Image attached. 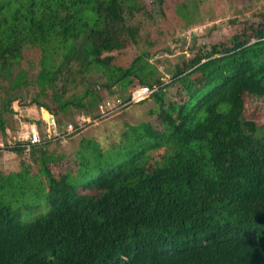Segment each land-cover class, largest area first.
I'll return each instance as SVG.
<instances>
[{"label":"trees","instance_id":"1","mask_svg":"<svg viewBox=\"0 0 264 264\" xmlns=\"http://www.w3.org/2000/svg\"><path fill=\"white\" fill-rule=\"evenodd\" d=\"M26 2L0 17L1 135L21 87L58 121L93 113L99 86L159 88L155 121L126 123L117 141L82 137L55 154L42 140L30 162L0 167V264H264V125L245 114L248 95L264 96V17L166 83L145 50L122 65L114 53L142 47L154 17L144 0Z\"/></svg>","mask_w":264,"mask_h":264},{"label":"rangeland","instance_id":"2","mask_svg":"<svg viewBox=\"0 0 264 264\" xmlns=\"http://www.w3.org/2000/svg\"><path fill=\"white\" fill-rule=\"evenodd\" d=\"M144 1L154 13V17L152 23H148L142 47L137 48L131 42H127L121 51L114 53L117 55V63L122 65L129 63L139 51L145 50L149 62L156 67L161 79L166 83L171 80L173 69L185 58L193 56L199 48L212 43L230 44L233 36L242 34L245 27L264 17V0H163L161 4L156 0ZM26 3V0H0V6H3L0 17L7 16L9 11ZM0 28L4 29L5 25L0 23ZM38 54L39 50L34 47L25 51L27 57L35 60ZM132 88L133 86H130L122 92L119 85L114 86L112 91L99 86L96 89L101 99L93 113L88 112L86 108H74L69 117L60 119V121L44 108H39V114L26 112L28 111L26 107L36 108L30 102L35 92L33 85L14 90L15 100L11 104L16 110L10 120L12 130L10 135L0 134V142L4 145L0 146V167L3 171L9 172L19 169L23 160L31 161L30 151L24 150L22 153H16L11 150L13 146L11 144H19L21 139L18 137V132L27 128L31 131L32 126L37 128L40 137L45 140L50 121L45 123L39 120L42 116L46 118L45 120L54 116L57 124L72 122L76 126V124L83 123L82 128L71 133L61 135L58 130L59 136L51 135L49 148L54 150L55 154H70L78 146L82 137H93L103 145H108L119 139L126 123L155 121L156 115L150 113V110L156 102L151 95L143 101H134L117 110L111 112L107 110L105 106L107 98L125 97ZM85 89L86 86L76 88L73 91L74 96L79 97ZM166 92V98H170L169 88ZM25 112L31 117V124L24 122L27 115ZM5 114L9 116V113L5 112ZM245 114L264 125V96L248 95ZM51 166L54 172H58L57 162L52 163Z\"/></svg>","mask_w":264,"mask_h":264},{"label":"built area","instance_id":"3","mask_svg":"<svg viewBox=\"0 0 264 264\" xmlns=\"http://www.w3.org/2000/svg\"><path fill=\"white\" fill-rule=\"evenodd\" d=\"M158 88H159L158 85L150 86L147 84L137 83L133 86V88L131 89V91L126 97L116 96V97H113L112 99L107 98L105 102V106L109 112L117 110L134 101H141L145 99L146 97L152 95L156 90H158ZM49 119L50 118H48L47 121H49ZM82 125L83 123H80L75 126L72 122L57 124L56 121H54V125L52 127L48 124L45 140L46 139L50 140L52 138L51 135L59 136V134H57L58 130L60 131V134L62 135V134L69 133V132L71 133L75 131L76 129H80L82 128ZM18 137L21 139L20 140L21 142L19 144L28 151L31 149L32 145L42 141V138L40 137L37 131V128L35 126L34 127L32 126L31 131H29L28 128L21 129L18 132ZM11 145L14 146L17 144H11ZM0 146L3 147L4 146L3 143L0 142Z\"/></svg>","mask_w":264,"mask_h":264},{"label":"crops","instance_id":"4","mask_svg":"<svg viewBox=\"0 0 264 264\" xmlns=\"http://www.w3.org/2000/svg\"><path fill=\"white\" fill-rule=\"evenodd\" d=\"M26 108H27V110H28V111H26L27 113H33V114H34V113H36V114L38 113V114H39V112H40L39 109L34 108V107H32V108H31V107H26ZM29 108H31V109H29ZM26 112H25V113H26ZM27 113H26V114H27ZM27 115H29V114H27ZM42 119H46V118H44V117L42 116ZM21 122H22V121H21ZM24 122H25L26 124H27V123H28V124H31V122L26 121V120H24ZM26 124H25V125H26ZM11 130H12V129H9V130H8V135H10V133H11L10 131H11ZM12 133H13V132H12ZM15 133H16V132H15ZM15 133L13 134V136L15 135Z\"/></svg>","mask_w":264,"mask_h":264},{"label":"water","instance_id":"5","mask_svg":"<svg viewBox=\"0 0 264 264\" xmlns=\"http://www.w3.org/2000/svg\"><path fill=\"white\" fill-rule=\"evenodd\" d=\"M39 120L45 121V123H47V120H45V119L39 118ZM49 121H50V126L52 127L54 125V116H50Z\"/></svg>","mask_w":264,"mask_h":264}]
</instances>
